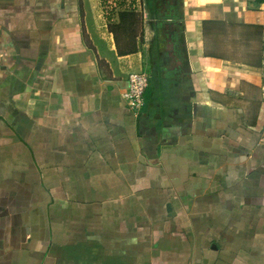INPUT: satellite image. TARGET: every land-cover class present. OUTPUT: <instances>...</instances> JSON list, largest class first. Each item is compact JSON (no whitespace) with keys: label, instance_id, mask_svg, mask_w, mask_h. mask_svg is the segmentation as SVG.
Wrapping results in <instances>:
<instances>
[{"label":"crops","instance_id":"crops-1","mask_svg":"<svg viewBox=\"0 0 264 264\" xmlns=\"http://www.w3.org/2000/svg\"><path fill=\"white\" fill-rule=\"evenodd\" d=\"M105 1L0 0V264H264V0Z\"/></svg>","mask_w":264,"mask_h":264},{"label":"trees","instance_id":"trees-1","mask_svg":"<svg viewBox=\"0 0 264 264\" xmlns=\"http://www.w3.org/2000/svg\"><path fill=\"white\" fill-rule=\"evenodd\" d=\"M106 3L105 0H103ZM117 2V1H116ZM136 5L135 0H131L129 4L119 1L116 4L118 13H115L114 9L108 12L107 19L109 20V31L113 34L116 43V49L119 56L133 54L137 52V40H142L141 35L139 38L133 39L129 28L134 24L135 18L138 16L134 6ZM106 6V5H105ZM113 16L117 17V23L112 22ZM141 17V16H140ZM130 33V34H127Z\"/></svg>","mask_w":264,"mask_h":264},{"label":"built area","instance_id":"built-area-1","mask_svg":"<svg viewBox=\"0 0 264 264\" xmlns=\"http://www.w3.org/2000/svg\"><path fill=\"white\" fill-rule=\"evenodd\" d=\"M127 88L121 94L128 110L137 117L144 105V93L148 87V76L144 70L132 72L127 76ZM259 142L264 145V130L261 132Z\"/></svg>","mask_w":264,"mask_h":264},{"label":"rangeland","instance_id":"rangeland-1","mask_svg":"<svg viewBox=\"0 0 264 264\" xmlns=\"http://www.w3.org/2000/svg\"><path fill=\"white\" fill-rule=\"evenodd\" d=\"M107 1H110L112 4L114 2L117 3L119 1H122V2H125L126 4H129L131 0H107ZM135 1H136V6H134V8H135V11H136V10L139 9V6L140 7H143V6H142V0H135ZM107 6H109L108 11H110V7H113V5H107ZM118 10L121 11V9H118ZM142 12H143V9H142ZM115 13H118V11H116ZM137 15L138 16L134 19L135 20L134 24H132V26L129 28V32L131 33L130 37H133V39L135 38V36H136V39H137L141 35L142 25H141L140 15H142V14L137 13ZM115 19H116V17L114 16L113 20H115ZM130 33L127 32V34H130Z\"/></svg>","mask_w":264,"mask_h":264}]
</instances>
